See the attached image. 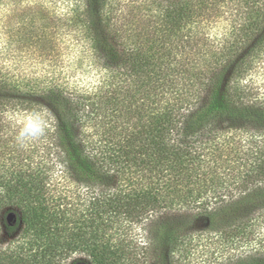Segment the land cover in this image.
Masks as SVG:
<instances>
[{
    "label": "trees",
    "instance_id": "obj_1",
    "mask_svg": "<svg viewBox=\"0 0 264 264\" xmlns=\"http://www.w3.org/2000/svg\"><path fill=\"white\" fill-rule=\"evenodd\" d=\"M16 15L7 45L36 62L0 59V264H140V245L178 264L204 220L220 263L264 264V0ZM37 144L41 161L25 155Z\"/></svg>",
    "mask_w": 264,
    "mask_h": 264
},
{
    "label": "rangeland",
    "instance_id": "obj_2",
    "mask_svg": "<svg viewBox=\"0 0 264 264\" xmlns=\"http://www.w3.org/2000/svg\"><path fill=\"white\" fill-rule=\"evenodd\" d=\"M68 2L69 0H0V59L4 61V64H6L11 71L16 73L20 71V73L23 74V71L30 70L36 62V59H33V57L30 58V54H32L31 50L28 51L29 49L27 48L20 49L15 42H11L10 45H7L9 39L11 40L14 38L16 29L19 25L18 21H20V17L16 14L20 13L21 10L28 7L30 4H46L53 7H64ZM225 26V23L222 21L217 24L214 23L209 33H221ZM73 63L74 64H68L67 69L76 65L75 62ZM51 68L54 69V66ZM83 69L81 72L80 68L76 70L74 73L75 77H82L88 80L90 75L84 73ZM258 79L264 81V65L260 70ZM32 136L36 142H40L38 141V135L32 134ZM24 139H26V136ZM23 142L27 147V142ZM38 146L40 145L37 144V148H29L25 155L28 156L33 154L32 157L34 159L41 161L45 153L44 150L40 149ZM27 156H25V158H27ZM49 157H52L54 160L59 159L58 154L56 155L54 151H52V154L50 153ZM206 224V220L200 222L195 221L192 227L193 229L188 232V240L187 243L184 244L185 251L180 254L181 259L178 264H222L220 262L228 254H222L223 251L221 250L220 242L215 238L216 232L208 229ZM151 250L152 249H147L141 245L137 247L136 255L140 258V264H156L154 253L149 252ZM75 259H88V257L84 254H75L68 260L67 264H71Z\"/></svg>",
    "mask_w": 264,
    "mask_h": 264
},
{
    "label": "water",
    "instance_id": "obj_3",
    "mask_svg": "<svg viewBox=\"0 0 264 264\" xmlns=\"http://www.w3.org/2000/svg\"><path fill=\"white\" fill-rule=\"evenodd\" d=\"M10 218H12V216Z\"/></svg>",
    "mask_w": 264,
    "mask_h": 264
}]
</instances>
